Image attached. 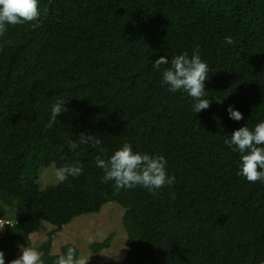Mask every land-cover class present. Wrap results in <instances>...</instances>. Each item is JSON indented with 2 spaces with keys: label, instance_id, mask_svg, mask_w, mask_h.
Instances as JSON below:
<instances>
[{
  "label": "trees",
  "instance_id": "1",
  "mask_svg": "<svg viewBox=\"0 0 264 264\" xmlns=\"http://www.w3.org/2000/svg\"><path fill=\"white\" fill-rule=\"evenodd\" d=\"M39 9V27L9 25L0 36L5 264L21 255L18 244L32 247L44 221L55 226L41 248L44 264L69 246L80 256L72 243L53 253V236L109 202L124 208L127 253L118 264H264V182L238 175L240 153L225 144L236 129L264 120V0H39ZM197 47L211 102L199 113L154 67L161 56L170 62ZM60 101L67 111L45 131ZM229 105L244 118L230 119ZM80 133L106 151L91 143L71 151L65 138L79 141ZM126 142L165 156L175 183L118 194L113 182L102 183L96 156L107 160ZM76 162L81 176L40 185L46 167Z\"/></svg>",
  "mask_w": 264,
  "mask_h": 264
},
{
  "label": "clouds",
  "instance_id": "2",
  "mask_svg": "<svg viewBox=\"0 0 264 264\" xmlns=\"http://www.w3.org/2000/svg\"><path fill=\"white\" fill-rule=\"evenodd\" d=\"M39 0H0V36H3L9 25L32 23L33 28L40 26ZM228 45L235 43L229 35L224 38ZM161 69V65H169ZM154 67L162 72L163 85L168 86L171 92L181 90L188 94L194 101L193 111L201 112L210 107V100L206 99L205 81L208 79V65L201 58L199 47L193 49L191 56L185 51L172 57L161 56L155 60ZM223 102V101H219ZM64 102L52 105L50 119L45 124L44 130L51 129L58 118V114L66 112ZM229 118L235 121L242 120L243 113L229 105ZM68 148L76 151L80 144H89L100 152L106 151L100 147L101 141L94 136L80 133L79 141L65 138ZM225 144L232 147L233 151L240 153V168L238 175L244 176L249 182H264V120L258 122L254 129L247 125L236 129ZM95 164L103 170L102 183L113 182L114 191L118 194L121 190H130L142 187L150 192H155L165 186L175 183V174L169 175L168 161L163 155H152L133 150L130 143H124L107 160L96 156ZM84 172L80 162L66 163L57 168L56 176L60 182L69 177L77 178ZM30 238V237H29ZM21 255L13 259L10 264H44L40 253L33 247L20 246ZM0 264H5V254L0 250ZM53 264H87L77 255L75 246H69L66 252L59 254Z\"/></svg>",
  "mask_w": 264,
  "mask_h": 264
},
{
  "label": "rangeland",
  "instance_id": "3",
  "mask_svg": "<svg viewBox=\"0 0 264 264\" xmlns=\"http://www.w3.org/2000/svg\"><path fill=\"white\" fill-rule=\"evenodd\" d=\"M54 165L46 167L40 179V185L56 184L59 182ZM124 208L116 202L106 203L97 213L85 214L75 218L58 231L52 239V252L58 253L66 243L76 245L80 252V258L94 261L96 264H118L123 261L127 253V234L122 219ZM55 226L44 221L38 232L31 234L32 247L40 255L43 243L48 240V233ZM108 241L109 246L98 252H94L92 244ZM22 244L17 245L20 254Z\"/></svg>",
  "mask_w": 264,
  "mask_h": 264
},
{
  "label": "built area",
  "instance_id": "4",
  "mask_svg": "<svg viewBox=\"0 0 264 264\" xmlns=\"http://www.w3.org/2000/svg\"><path fill=\"white\" fill-rule=\"evenodd\" d=\"M8 223H11V222H9L8 220H4V219L0 218V230L3 226L7 225Z\"/></svg>",
  "mask_w": 264,
  "mask_h": 264
}]
</instances>
